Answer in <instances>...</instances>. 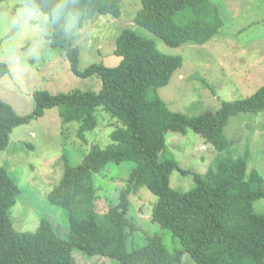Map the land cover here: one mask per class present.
Masks as SVG:
<instances>
[{
	"label": "trees",
	"instance_id": "1",
	"mask_svg": "<svg viewBox=\"0 0 264 264\" xmlns=\"http://www.w3.org/2000/svg\"><path fill=\"white\" fill-rule=\"evenodd\" d=\"M3 0H0V2ZM34 5L52 21L50 44L62 48L75 75H98L101 89L51 94L34 93V108L18 115L0 99V151L8 146L12 130L47 108L59 107L63 122L79 123L77 137L97 125L101 107L115 119L111 142L93 145L75 166L64 155V172L49 191L48 201L66 213L69 237L59 236L52 223L42 218L33 232L14 228L9 209L19 188L6 168L0 166V264H77L73 251L109 258L118 264H178L184 255L197 264H264V215L253 211V203L264 198V177L253 169L246 176L248 150L233 157L224 126L239 113H264V84L250 96L227 102L210 115L186 116L172 111L158 95L182 57L159 51L155 42L130 29L116 39V66L91 64L78 69L79 50L67 36L66 26L74 15L80 26L97 14L121 15V0H20ZM135 22L162 38L170 46L205 44L222 27L221 12L212 0H140ZM62 9L58 14L56 9ZM8 72L0 62V75ZM193 129L220 153L205 173H193L195 185L185 192L171 188L172 171L182 169L166 156V134ZM164 158L161 159L160 155ZM132 161L135 166L121 189L118 201L98 209L93 176L109 163ZM158 196L151 221L171 232L180 246L169 251L161 235L145 236L134 248L133 233L139 225L130 215V197L140 186ZM131 245L132 248H129Z\"/></svg>",
	"mask_w": 264,
	"mask_h": 264
},
{
	"label": "rangeland",
	"instance_id": "2",
	"mask_svg": "<svg viewBox=\"0 0 264 264\" xmlns=\"http://www.w3.org/2000/svg\"><path fill=\"white\" fill-rule=\"evenodd\" d=\"M218 5L223 21L219 31L203 45L186 43L174 47L135 22L141 8L140 0H121V15L97 14L79 25L70 15L66 31L79 50L78 69L91 64L116 66V39L124 29L155 42L159 51L182 57V65L169 82L158 88V95L169 109L186 116L210 115L224 103L243 99L264 84V0H212ZM20 0L0 2V62L8 72L0 75V99L7 102L18 115H27L34 108V93L51 94L101 89L98 75L81 77L71 70L66 52L50 44L48 35L53 24L42 11L30 19L12 23L24 7ZM97 125L85 132V140L77 137L79 123H64L59 107L47 108L39 118L15 127L9 135L8 146L0 151V166L19 188L15 204L9 209L14 228L33 232L42 218L48 219L56 233L69 237L66 213L48 201L49 191L60 181L64 172V155L73 166L82 162L91 146L105 147L115 119L101 107L96 109ZM224 134L231 146L230 153H220L193 129L185 133L166 134V156L174 158L182 169L172 171L170 186L185 192L195 182L193 173L203 174L215 165L220 155L244 156L248 150L246 176L255 169L264 177V113H239L224 126ZM163 159L164 155L161 154ZM135 163H109L93 176L98 195V209L118 201ZM158 196L145 185L130 197V215L139 225L133 233L134 248L145 243L146 233L161 235L169 251L180 246L171 232L151 221V213ZM253 211L264 215V198L253 203ZM129 248H132L129 245ZM73 255L77 264H118L115 260L89 256L79 250ZM178 264H197L184 255Z\"/></svg>",
	"mask_w": 264,
	"mask_h": 264
},
{
	"label": "clouds",
	"instance_id": "3",
	"mask_svg": "<svg viewBox=\"0 0 264 264\" xmlns=\"http://www.w3.org/2000/svg\"><path fill=\"white\" fill-rule=\"evenodd\" d=\"M62 9L58 8L55 12L58 14ZM38 12V9L34 5L26 4L22 7L17 16L13 18L12 23H15L17 19L19 20H26L30 19L31 17L35 16Z\"/></svg>",
	"mask_w": 264,
	"mask_h": 264
}]
</instances>
